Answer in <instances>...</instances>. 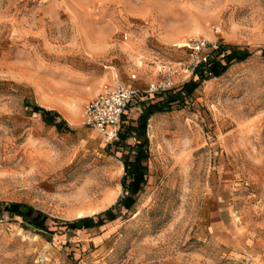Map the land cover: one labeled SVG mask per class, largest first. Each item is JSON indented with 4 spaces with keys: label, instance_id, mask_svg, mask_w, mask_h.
<instances>
[{
    "label": "rangeland",
    "instance_id": "1",
    "mask_svg": "<svg viewBox=\"0 0 264 264\" xmlns=\"http://www.w3.org/2000/svg\"><path fill=\"white\" fill-rule=\"evenodd\" d=\"M198 40L250 57L200 79ZM163 64L179 70L173 85L146 93ZM117 83L140 90L138 106L175 101L148 122L132 208L69 230L59 223L97 220L131 195L135 135L118 144L83 118ZM0 205L49 219L46 231L0 213V264H264V0H0Z\"/></svg>",
    "mask_w": 264,
    "mask_h": 264
},
{
    "label": "trees",
    "instance_id": "2",
    "mask_svg": "<svg viewBox=\"0 0 264 264\" xmlns=\"http://www.w3.org/2000/svg\"><path fill=\"white\" fill-rule=\"evenodd\" d=\"M217 56L221 57L220 59H215L210 61L206 65H200L195 68L194 75L195 77L205 78L207 80L212 78H218L226 73L229 68L235 64L247 60L250 55L246 54L244 51L234 49L227 53V50L223 47L217 49ZM206 70L207 75L200 72L202 69ZM199 82L193 78L190 82L186 83L183 88L178 92L179 95H182L184 92L186 96H191L193 92L198 88ZM175 100L173 98L165 99L160 103L144 105V111L139 116L136 122L130 123L126 127V131L119 132V142L118 144H125L126 141L135 135L136 144L134 146L125 145L129 152L124 157V166L126 171V176L123 180V186L125 189L131 191V195L126 196L122 203L118 206H114L111 209L105 211L101 215L95 218H83L77 222L73 223H59L69 230H79V229H91L103 226L106 221H113L116 218L115 211L117 209H126L130 210L135 203L134 196H136L146 183V173L143 164L149 159L148 151V140L145 138V134L148 127V122L156 113L162 112L166 109L170 103H173ZM34 113H40L44 122L50 126L54 127L57 130H62V128H67V123L63 120L61 115L57 112L48 111L38 106H33ZM136 123V126L134 125ZM144 137V139H143ZM134 158L132 159V155ZM130 170L131 172V181L129 184L126 183ZM28 210L26 213L24 210ZM8 212L12 216L20 217L25 220L29 225L34 226L37 229H43L48 231L47 221L49 220L47 216L43 215L36 210L29 208L24 205H0V213Z\"/></svg>",
    "mask_w": 264,
    "mask_h": 264
},
{
    "label": "built area",
    "instance_id": "3",
    "mask_svg": "<svg viewBox=\"0 0 264 264\" xmlns=\"http://www.w3.org/2000/svg\"><path fill=\"white\" fill-rule=\"evenodd\" d=\"M219 33L220 30L216 29ZM216 45H210L206 40H198L190 45V56L195 68L206 65L210 61L211 50H216ZM159 72L166 78L160 84H152L146 93H156L170 88L172 76L179 74L177 67L163 64ZM140 90L136 87L117 83L110 89L100 93L95 99L84 107V125L95 129L110 140L118 141L119 132L124 116L129 108L137 104Z\"/></svg>",
    "mask_w": 264,
    "mask_h": 264
},
{
    "label": "crops",
    "instance_id": "4",
    "mask_svg": "<svg viewBox=\"0 0 264 264\" xmlns=\"http://www.w3.org/2000/svg\"><path fill=\"white\" fill-rule=\"evenodd\" d=\"M140 100H141V97H139L137 104L139 103ZM137 104L134 105L133 107H131V108L128 109L126 115H125L124 118H123L124 120H127V121L123 122L122 124H128V123H129V120H133V119H135V118H132L131 116H132V114H134L135 112L140 111L139 108L144 109V106H143V105L138 106ZM139 105H140V104H139ZM129 115H130V116H129ZM132 123H133V122H132Z\"/></svg>",
    "mask_w": 264,
    "mask_h": 264
}]
</instances>
